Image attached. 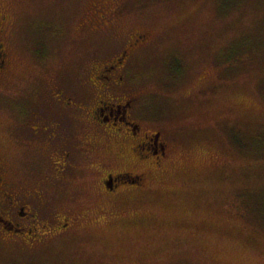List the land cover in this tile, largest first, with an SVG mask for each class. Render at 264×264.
I'll use <instances>...</instances> for the list:
<instances>
[{"label":"rangeland","instance_id":"obj_1","mask_svg":"<svg viewBox=\"0 0 264 264\" xmlns=\"http://www.w3.org/2000/svg\"><path fill=\"white\" fill-rule=\"evenodd\" d=\"M0 16L6 177L43 187L60 213L86 211L79 230L32 255L50 264H264V0H0ZM138 34L127 83L170 145L161 169L121 159L112 141L89 151L91 125L69 110L88 96L92 69ZM51 149L70 160L51 161ZM98 162L143 172L145 185L113 207L89 203ZM0 264H25L23 253L0 245Z\"/></svg>","mask_w":264,"mask_h":264},{"label":"flooded vegetation","instance_id":"obj_2","mask_svg":"<svg viewBox=\"0 0 264 264\" xmlns=\"http://www.w3.org/2000/svg\"><path fill=\"white\" fill-rule=\"evenodd\" d=\"M2 20L0 16V33ZM141 37L139 34L132 35L124 49L92 69L83 84V91L90 96L89 99L87 96L81 104L72 100L68 104L71 113L78 118H85L91 125V132L86 135H89V151L99 153V147L104 141H112L123 152L119 155L121 159H130L140 163V166L161 169L170 145L163 129L151 128L148 118L139 111L140 98L127 83L126 69L136 54L132 47H137ZM3 46L0 38V75L6 70L8 63ZM88 103L91 107L86 110L85 105ZM68 116L71 117L70 114ZM50 153L48 158L51 161L70 160L69 153H62L57 149H51ZM1 159L0 149V245L23 253L25 264H50V259L32 254L54 236L79 230L83 226V215L86 211L80 215L60 213L59 207L53 206L43 187L32 190L29 186H18L7 178ZM105 166L103 162H98L95 167L97 177L92 181L89 203L95 202L99 206L104 200L107 208L113 207L130 188L145 185L146 177L143 172L128 170L126 167L122 169V165L118 169L106 170L108 168Z\"/></svg>","mask_w":264,"mask_h":264}]
</instances>
